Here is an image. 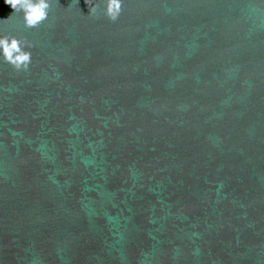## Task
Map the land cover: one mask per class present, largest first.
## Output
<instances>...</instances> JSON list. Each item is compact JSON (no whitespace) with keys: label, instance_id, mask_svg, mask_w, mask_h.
<instances>
[{"label":"water","instance_id":"1","mask_svg":"<svg viewBox=\"0 0 264 264\" xmlns=\"http://www.w3.org/2000/svg\"><path fill=\"white\" fill-rule=\"evenodd\" d=\"M47 3L0 0V264H264V0Z\"/></svg>","mask_w":264,"mask_h":264},{"label":"clouds","instance_id":"2","mask_svg":"<svg viewBox=\"0 0 264 264\" xmlns=\"http://www.w3.org/2000/svg\"><path fill=\"white\" fill-rule=\"evenodd\" d=\"M12 9L23 12L25 22L28 26H35L46 18V10L49 5L47 0H8ZM94 6V5H93ZM107 14L112 18H116V14L120 11V0H107ZM0 54H2L9 62L27 66L30 54L23 51L20 43L12 38L0 37Z\"/></svg>","mask_w":264,"mask_h":264}]
</instances>
